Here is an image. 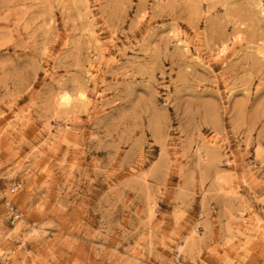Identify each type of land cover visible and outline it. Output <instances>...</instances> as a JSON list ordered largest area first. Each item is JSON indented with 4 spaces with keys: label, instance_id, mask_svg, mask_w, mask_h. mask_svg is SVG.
I'll return each mask as SVG.
<instances>
[{
    "label": "rangeland",
    "instance_id": "374dc122",
    "mask_svg": "<svg viewBox=\"0 0 264 264\" xmlns=\"http://www.w3.org/2000/svg\"><path fill=\"white\" fill-rule=\"evenodd\" d=\"M262 261L264 0H0V264Z\"/></svg>",
    "mask_w": 264,
    "mask_h": 264
},
{
    "label": "bare ground",
    "instance_id": "6f19581e",
    "mask_svg": "<svg viewBox=\"0 0 264 264\" xmlns=\"http://www.w3.org/2000/svg\"><path fill=\"white\" fill-rule=\"evenodd\" d=\"M72 97L70 96V94L62 91L57 96V104L59 106H67V105L71 104L72 99H73ZM34 232H35V230H34ZM31 233H33V232H31Z\"/></svg>",
    "mask_w": 264,
    "mask_h": 264
},
{
    "label": "built area",
    "instance_id": "2783aa9c",
    "mask_svg": "<svg viewBox=\"0 0 264 264\" xmlns=\"http://www.w3.org/2000/svg\"><path fill=\"white\" fill-rule=\"evenodd\" d=\"M257 264H264V261H262V262H259V263H257Z\"/></svg>",
    "mask_w": 264,
    "mask_h": 264
}]
</instances>
